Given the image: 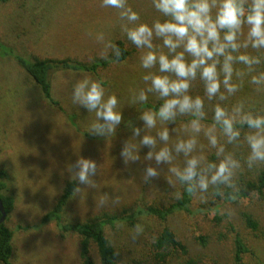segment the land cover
I'll list each match as a JSON object with an SVG mask.
<instances>
[{
  "label": "rangeland",
  "instance_id": "rangeland-1",
  "mask_svg": "<svg viewBox=\"0 0 264 264\" xmlns=\"http://www.w3.org/2000/svg\"><path fill=\"white\" fill-rule=\"evenodd\" d=\"M129 2L144 21L151 20L154 13L148 0ZM101 30L121 43L129 56L124 63L113 64L98 76L53 75L52 96L61 110L43 99L14 60L0 58V170L8 174V194L15 200L14 211L5 223L13 232L11 264H80L78 237L62 236L54 224H40L72 181L79 191L74 192L62 214L63 223L70 225L102 214L118 216L125 210L135 212L145 206L167 205L176 199L174 193L182 190L179 183H168L167 165L144 160L147 147L140 149L138 161L125 164L122 160L120 151L132 138V128L142 127L136 107L123 106L121 124L111 138H106L87 133L94 116L72 104V86L84 77L105 80L107 91L125 101L128 88L139 82L137 53L121 37L115 10L102 8L99 0L0 2V44L25 59H70L80 63L102 59V45L88 34ZM173 127L176 125H169ZM80 158L96 162L98 173L91 178L93 184L82 185L73 179L70 166ZM148 166L157 167L160 175L145 183L143 173ZM261 168L264 165L253 170L243 168L237 181L253 179ZM212 200V196L204 202L194 197L190 216L178 214L168 222L178 237L193 248L192 255L201 264H233L229 228L233 225L248 239L253 252L245 257L244 264H264V240L243 231L239 221V213L248 210L264 227V205L255 198L226 204L218 214L222 222L215 225L214 213L207 214L206 208ZM136 224H142L143 231L135 239L134 226L125 223L106 232L122 264H131L132 259L140 257L142 245L160 226L147 219H139ZM196 231L208 236L206 248L194 247L190 242ZM93 258L97 262L94 254Z\"/></svg>",
  "mask_w": 264,
  "mask_h": 264
},
{
  "label": "clouds",
  "instance_id": "clouds-1",
  "mask_svg": "<svg viewBox=\"0 0 264 264\" xmlns=\"http://www.w3.org/2000/svg\"><path fill=\"white\" fill-rule=\"evenodd\" d=\"M99 2L115 10L121 37L136 50L139 82L125 101L103 79L77 80L72 104L94 116L87 133L111 138L123 106H134L142 127H133L121 148L125 164L147 147L144 160L167 165L168 183L182 186L177 199L188 194L204 202L235 191L243 168L264 165V0H148L150 21L129 0ZM88 34L102 45V59L125 62V50L105 31ZM70 170L82 185L98 173L84 158ZM159 175L148 166L143 181ZM142 231L136 224L132 238Z\"/></svg>",
  "mask_w": 264,
  "mask_h": 264
},
{
  "label": "trees",
  "instance_id": "trees-1",
  "mask_svg": "<svg viewBox=\"0 0 264 264\" xmlns=\"http://www.w3.org/2000/svg\"><path fill=\"white\" fill-rule=\"evenodd\" d=\"M8 0H2L1 3ZM120 44L121 48H125ZM13 50L0 44V58H10L16 62L21 70L31 79L39 89L43 99L52 107L60 109L59 102L52 96L53 87L51 77L58 73H77L90 76H98L101 71L106 70L113 63L110 60L96 59L90 63H80L75 60H40L25 59L22 56L13 54ZM129 54L124 51V59ZM10 179L4 170H0V200L6 220L13 213L15 200L9 193ZM77 189V183H68L57 200L54 208L46 213L41 219V226L54 224L62 236L75 235L79 239L80 264H122L113 245L107 238L108 229H113L116 224L125 223L135 226L139 219L155 220L159 223L150 237L142 245V254L137 259H132L131 264H201L192 255V249L187 243L178 237L168 224L169 220L178 214L190 216L191 205L194 197L182 194L180 199H174L163 206H145L135 212L125 210L120 215L109 216L102 214L94 219L78 224H64L62 221L63 211ZM183 193V189L180 191ZM206 208L208 213L213 212L212 222L218 225L222 218L218 216L222 207L226 204L235 203L241 200L255 198L264 205V168H261L253 179H240L237 181L235 191L225 190L223 196H212ZM1 217V214H0ZM6 220L0 224V264H11L13 255V232L6 227ZM239 221L243 231L247 232L259 241L264 240V227H261L260 220L250 211L244 210L239 213ZM232 234L233 264H244L247 256L253 255L250 242L233 225H230ZM194 247L206 248L209 238L201 231H196L190 241ZM96 256L97 262L93 258Z\"/></svg>",
  "mask_w": 264,
  "mask_h": 264
},
{
  "label": "water",
  "instance_id": "water-1",
  "mask_svg": "<svg viewBox=\"0 0 264 264\" xmlns=\"http://www.w3.org/2000/svg\"><path fill=\"white\" fill-rule=\"evenodd\" d=\"M2 0H0L1 2ZM0 214H1V217H0V224H3L6 220V214L4 212V209H3V206H2V202L0 200Z\"/></svg>",
  "mask_w": 264,
  "mask_h": 264
}]
</instances>
